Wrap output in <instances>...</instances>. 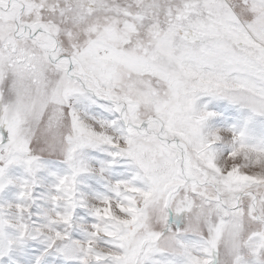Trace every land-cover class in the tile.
Returning a JSON list of instances; mask_svg holds the SVG:
<instances>
[{"label": "rangeland", "instance_id": "1", "mask_svg": "<svg viewBox=\"0 0 264 264\" xmlns=\"http://www.w3.org/2000/svg\"><path fill=\"white\" fill-rule=\"evenodd\" d=\"M0 264H264V0H0Z\"/></svg>", "mask_w": 264, "mask_h": 264}, {"label": "trees", "instance_id": "2", "mask_svg": "<svg viewBox=\"0 0 264 264\" xmlns=\"http://www.w3.org/2000/svg\"><path fill=\"white\" fill-rule=\"evenodd\" d=\"M173 203V201L171 202ZM172 205V204H171ZM170 215H168V218L169 219ZM171 221H173L174 223H177L179 220L178 219H175L174 217H172L169 221V224L171 223ZM177 230H179V227H176ZM161 232V231H160ZM163 234V232L161 233V235ZM215 253H217V248H214ZM215 261H217V258H215Z\"/></svg>", "mask_w": 264, "mask_h": 264}, {"label": "flooded vegetation", "instance_id": "3", "mask_svg": "<svg viewBox=\"0 0 264 264\" xmlns=\"http://www.w3.org/2000/svg\"><path fill=\"white\" fill-rule=\"evenodd\" d=\"M19 61H21L20 59H18ZM18 62V61H17ZM18 63H24V61L18 62ZM29 67V66H28Z\"/></svg>", "mask_w": 264, "mask_h": 264}]
</instances>
